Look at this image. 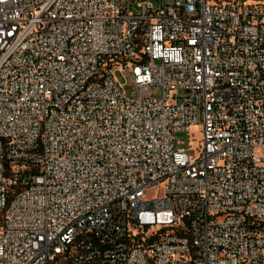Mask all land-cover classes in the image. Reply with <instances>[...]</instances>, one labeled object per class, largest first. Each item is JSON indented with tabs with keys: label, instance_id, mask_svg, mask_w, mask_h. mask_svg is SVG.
<instances>
[{
	"label": "built area",
	"instance_id": "built-area-1",
	"mask_svg": "<svg viewBox=\"0 0 264 264\" xmlns=\"http://www.w3.org/2000/svg\"><path fill=\"white\" fill-rule=\"evenodd\" d=\"M156 1L0 0V264H264V0Z\"/></svg>",
	"mask_w": 264,
	"mask_h": 264
},
{
	"label": "rangeland",
	"instance_id": "rangeland-1",
	"mask_svg": "<svg viewBox=\"0 0 264 264\" xmlns=\"http://www.w3.org/2000/svg\"><path fill=\"white\" fill-rule=\"evenodd\" d=\"M154 5L157 4L156 0H149ZM162 3H169V0H161ZM126 74V73H125ZM121 82L124 80L119 76ZM126 83L123 86V91L127 96H130L132 92L137 96L135 92V87L129 83V76L126 74ZM152 91L155 93V96H160L161 90L159 88H152ZM201 138L200 126L194 125L191 126L188 130L185 131H177L173 134V147L174 149H181L190 152V155L193 158L197 156L196 147L199 144V140Z\"/></svg>",
	"mask_w": 264,
	"mask_h": 264
},
{
	"label": "trees",
	"instance_id": "trees-1",
	"mask_svg": "<svg viewBox=\"0 0 264 264\" xmlns=\"http://www.w3.org/2000/svg\"><path fill=\"white\" fill-rule=\"evenodd\" d=\"M53 264H59V263L56 262V263H53Z\"/></svg>",
	"mask_w": 264,
	"mask_h": 264
}]
</instances>
